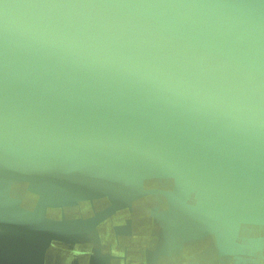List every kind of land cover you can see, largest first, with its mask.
<instances>
[{
  "label": "water",
  "instance_id": "95a60500",
  "mask_svg": "<svg viewBox=\"0 0 264 264\" xmlns=\"http://www.w3.org/2000/svg\"><path fill=\"white\" fill-rule=\"evenodd\" d=\"M20 183L40 196L36 210L13 194ZM150 196L167 203L158 222L162 243L213 235L221 257L256 256L258 240H236L252 226L264 228V110L236 124L151 107H46L0 68V225L8 232L38 243H75ZM88 201L94 219L47 216L49 208ZM25 256L17 249L15 263L39 264Z\"/></svg>",
  "mask_w": 264,
  "mask_h": 264
},
{
  "label": "clouds",
  "instance_id": "9594fccd",
  "mask_svg": "<svg viewBox=\"0 0 264 264\" xmlns=\"http://www.w3.org/2000/svg\"><path fill=\"white\" fill-rule=\"evenodd\" d=\"M46 106L264 110V0H0V68Z\"/></svg>",
  "mask_w": 264,
  "mask_h": 264
},
{
  "label": "flooded vegetation",
  "instance_id": "af4514ba",
  "mask_svg": "<svg viewBox=\"0 0 264 264\" xmlns=\"http://www.w3.org/2000/svg\"><path fill=\"white\" fill-rule=\"evenodd\" d=\"M21 189L22 186L19 185L13 193L22 199L21 206L36 210L38 197L33 194H17L16 191ZM155 208L159 209L156 214H164L167 206L162 196L145 197L133 202L132 207L117 210L96 227L89 229L86 234L90 235L89 238L80 240V235L76 237H80L76 243L53 241L47 249L44 264H93L94 256L105 259L101 261L105 264H264V228L257 226L241 232L236 240H258L261 252L258 250L256 256L221 257L213 235L200 240H185L178 246L179 250L173 252L162 250L163 247H159L162 238L154 225L157 218ZM68 214L69 217L76 218V221H86L94 219L97 211L89 203L73 208ZM47 216L57 219L63 217L60 210L52 209L47 211ZM8 233L10 232L6 227L0 225V264H16L17 244L11 240L14 235ZM84 235L85 233L83 237ZM22 252L26 255L25 250Z\"/></svg>",
  "mask_w": 264,
  "mask_h": 264
},
{
  "label": "crops",
  "instance_id": "0c3cea01",
  "mask_svg": "<svg viewBox=\"0 0 264 264\" xmlns=\"http://www.w3.org/2000/svg\"><path fill=\"white\" fill-rule=\"evenodd\" d=\"M19 185H21L22 186V189L21 190H18V191H20V194H21V196H22V194L23 195H35V196H37L38 197V202H37V205H38V203H39V200H40V196L38 195V194H35V193H33V192H31V191H27V186H28V184L27 183H20ZM18 185V186H19ZM17 186V187H18ZM14 189H16L15 187H13V193H14ZM22 191V192H21ZM17 194H19V193H17ZM162 198H164L163 196H162ZM164 200H165V198H164ZM90 202L88 201V202H85V203H81V204H78V205H69V206H65V207H58V208H49L48 209V211L50 210V209H52V210H60L62 213H64L65 215H67V216H69V214H68V212L70 211V210H72L73 208H75V207H80V206H82L83 204H89ZM91 204V203H90ZM165 204H166V206H167V203H166V200H165ZM37 205H36V208H37ZM93 207V206H92ZM93 209H94V207H93ZM159 209L158 208H155L154 209V214H156L157 213V211H158ZM116 213V212H115ZM115 213H113V214H115ZM164 214H165V212H163ZM113 214H111L110 216H112ZM164 214H162L161 215V212L159 213V214H156L155 216L157 217L156 219H155V222H154V225H155V227L159 230V232L158 233H161V229L159 228V225H158V222L161 220V219H163L164 218ZM109 217V216H108ZM108 217H106V218H108ZM96 227V226H95ZM9 234V233H8ZM86 234H88L87 232L85 233V235H84V237H83V234H82V236H80L81 237V239L80 240H82V238L83 239H85V238H89V236L90 235H87L86 236ZM13 235H15L14 237H12L11 238V240H13L14 242H16V244H17V248L19 249H22V250H25V252H26V256L25 257H27L26 259L27 260H32L33 258H36L35 260V262H37V263H39V264H44V262H45V260H46V252H47V249L51 246V244H52V242L51 243H44V242H37V241H34L33 240V236H31V235H28V234H23V233H20V234H17V236H16V234H13ZM79 237V238H80ZM79 238L78 239H76V240H79ZM9 239V238H8ZM7 239V240H8ZM17 240H20L19 242H17ZM162 240V239H161ZM161 240H160V242H159V247L160 248H162V250L163 249H167V250H170V251H172L173 252V250L175 251V250H177L179 247L178 246H180L181 244H182V242L183 241H185V240H181V241H174V240H168V241H166L165 243H162L161 242ZM187 241H189V240H187ZM76 243V242H75ZM27 245V246H26ZM21 246L23 247V248H21ZM179 250V249H178ZM169 251V252H170ZM227 257V256H226ZM94 263L93 264H105V263H102L101 261H104L105 259H98L97 257H95L94 256ZM97 261H99L100 263H96Z\"/></svg>",
  "mask_w": 264,
  "mask_h": 264
}]
</instances>
